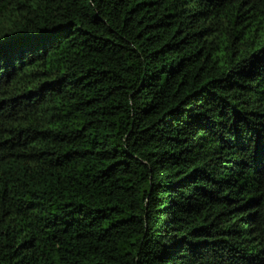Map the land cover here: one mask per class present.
I'll return each mask as SVG.
<instances>
[{
  "label": "trees",
  "instance_id": "16d2710c",
  "mask_svg": "<svg viewBox=\"0 0 264 264\" xmlns=\"http://www.w3.org/2000/svg\"><path fill=\"white\" fill-rule=\"evenodd\" d=\"M0 264H264V0H0Z\"/></svg>",
  "mask_w": 264,
  "mask_h": 264
},
{
  "label": "snow or ice",
  "instance_id": "6c2138e0",
  "mask_svg": "<svg viewBox=\"0 0 264 264\" xmlns=\"http://www.w3.org/2000/svg\"><path fill=\"white\" fill-rule=\"evenodd\" d=\"M3 37H0V46H2Z\"/></svg>",
  "mask_w": 264,
  "mask_h": 264
}]
</instances>
